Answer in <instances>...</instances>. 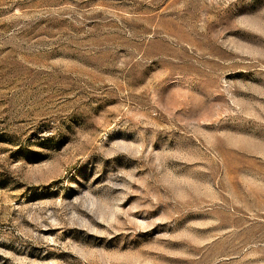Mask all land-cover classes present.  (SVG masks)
Segmentation results:
<instances>
[{
	"label": "rangeland",
	"instance_id": "1",
	"mask_svg": "<svg viewBox=\"0 0 264 264\" xmlns=\"http://www.w3.org/2000/svg\"><path fill=\"white\" fill-rule=\"evenodd\" d=\"M0 264H264V0H0Z\"/></svg>",
	"mask_w": 264,
	"mask_h": 264
}]
</instances>
